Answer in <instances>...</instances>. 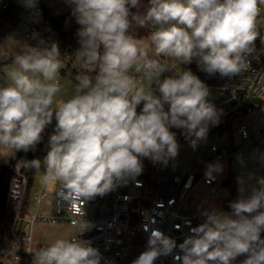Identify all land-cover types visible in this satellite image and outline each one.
I'll return each instance as SVG.
<instances>
[{"label":"clouds","instance_id":"obj_1","mask_svg":"<svg viewBox=\"0 0 264 264\" xmlns=\"http://www.w3.org/2000/svg\"><path fill=\"white\" fill-rule=\"evenodd\" d=\"M35 8L39 0H22ZM80 26L74 59L81 71L71 94L61 82L56 43L16 42L0 85V153L35 152L55 120L46 155L28 160L45 186L88 200L127 184L144 161L165 165L178 155L179 130L192 146L204 140L220 112L210 90L190 68L234 77L250 66L264 27V0H66ZM133 22L154 29L147 39L130 34ZM33 38H38L34 36ZM179 69V70H177ZM165 73H170L165 75ZM67 97V98H65ZM41 169L43 171H41ZM230 203L231 212H205L182 243L159 230L133 264L173 255L177 264H264V180ZM178 249V251H177ZM35 264H100L86 239L55 238Z\"/></svg>","mask_w":264,"mask_h":264},{"label":"built area","instance_id":"obj_2","mask_svg":"<svg viewBox=\"0 0 264 264\" xmlns=\"http://www.w3.org/2000/svg\"><path fill=\"white\" fill-rule=\"evenodd\" d=\"M15 1L18 0H0V8ZM20 7L22 16L15 29L22 40L32 46L39 39L45 41L46 47L56 43L63 62L61 76L73 77L80 72L74 59L79 46L71 44L46 19L44 6L37 3L35 8ZM153 30L150 26V32ZM260 33L264 37V27ZM255 49L248 57L247 70L231 78L219 74L209 76L195 62L182 66L190 68L209 87L208 99L220 112L219 122L210 125L206 138L195 146L185 138L186 153L178 150L177 157L167 165L145 160L141 174L103 196L85 200L78 194L66 193L59 185L45 186L40 180L42 187L34 194V204L39 205L47 195L53 197L51 211L40 214L30 210V202L26 207L30 180L24 172L26 163L22 158L28 159V155L14 161L11 164L14 174L5 198L8 217L0 218V264H35L34 254L53 241L39 243L31 232L27 233V228L32 231L33 225L41 220L81 227L82 231L71 238L89 240L100 253V264H133L146 250L154 230L175 239L177 244L182 243L191 228L204 222L205 212L224 207L226 200L212 197L224 186L225 176L219 170H229L231 154L224 147L231 139V131L248 139V125L264 120V42L261 38L256 40ZM34 188L33 185L31 190ZM155 264L177 262L168 254L161 255ZM233 264H239L238 258Z\"/></svg>","mask_w":264,"mask_h":264},{"label":"rangeland","instance_id":"obj_3","mask_svg":"<svg viewBox=\"0 0 264 264\" xmlns=\"http://www.w3.org/2000/svg\"><path fill=\"white\" fill-rule=\"evenodd\" d=\"M18 2L22 7L26 9L28 8L25 7L22 0H18ZM38 4H42L46 7L51 16L71 12V6L66 3V0H39ZM16 42L25 43L26 41L22 40L16 29H13L0 41V52H7L9 54L18 52L19 49L16 47ZM10 64L11 58L8 63L1 67V76L4 77L3 73ZM61 82L67 92L71 94L74 87V81L71 76L63 75L61 77ZM55 123V120H53V123L46 128L42 142L37 146V158L42 159L46 154V144L49 136L53 133ZM248 130L250 132V137L248 139H244L242 136L235 133L234 130L231 131V139L227 146L224 147L225 152L231 154L228 163L229 170L228 172L219 170V172L226 178L229 174H232L233 186L235 188V200L240 198L241 193L239 190L241 188L244 189L243 195L248 196L251 194L252 189L260 187L259 182L264 180V135H262L264 130V120L249 124ZM173 131L177 132V137L182 138V140H177L179 146L178 150L186 153L187 142L185 136L179 130L173 129ZM17 154L18 153L15 155L0 153V168L3 165H9L11 160L16 158ZM41 171L43 170L41 169ZM33 179L35 188L31 191L30 195V210H37L40 214H47L52 209L51 203L53 197L47 195L42 199L39 205L34 204V194L40 187H42L40 173L34 171ZM232 192L233 191L227 185H224L213 195V197H210L219 200H227L232 198ZM213 209L229 213L231 212V209L227 207H215ZM81 231V227L72 226L66 222L50 223L44 220L36 222L32 227V231L27 228V233L29 234L31 232L33 239L39 243L45 242L46 240H54L59 237L71 238L72 236L79 234Z\"/></svg>","mask_w":264,"mask_h":264},{"label":"trees","instance_id":"obj_4","mask_svg":"<svg viewBox=\"0 0 264 264\" xmlns=\"http://www.w3.org/2000/svg\"><path fill=\"white\" fill-rule=\"evenodd\" d=\"M148 7V0H141V4L139 8L132 9L133 13H139L143 15L146 12ZM44 14L46 19H48L54 26L59 30V32L75 47H78V37L76 35L77 29L80 27L75 20V17L72 15V12H68L61 15L51 16L49 15L47 8L44 7ZM22 16V10L18 1L13 2L10 6L6 8H0V41L4 38L6 34L11 32L15 29L16 25L20 21ZM150 26L147 25L145 27H139L133 22V26L130 29V34H132L137 39H147L150 35ZM1 53V52H0ZM10 61L9 57H4L0 55V85H4L6 80L3 76H1V67ZM75 76L72 78L74 79ZM37 151L38 149L33 152H28V160L33 158H37ZM25 153L19 152L15 159H12L9 165H3L0 168V218H7V212L5 208V198L6 192L9 184V180L11 176L14 174L13 169L11 168V164L19 159ZM34 169H31L27 165L24 167V172L29 177V189L27 194V203L26 207L30 202V195H31V187L34 185L33 178H34ZM224 185H227L233 192L232 198L227 199L225 201L224 207L230 208V203L235 201V188L233 186L232 174H229L228 177H225ZM264 235V234H262ZM243 257H238V262Z\"/></svg>","mask_w":264,"mask_h":264},{"label":"crops","instance_id":"obj_5","mask_svg":"<svg viewBox=\"0 0 264 264\" xmlns=\"http://www.w3.org/2000/svg\"><path fill=\"white\" fill-rule=\"evenodd\" d=\"M62 76H63V75H62ZM62 76H61V77H62ZM71 78H72V76H71ZM72 79H73V78H72ZM73 81H74V79H73Z\"/></svg>","mask_w":264,"mask_h":264}]
</instances>
